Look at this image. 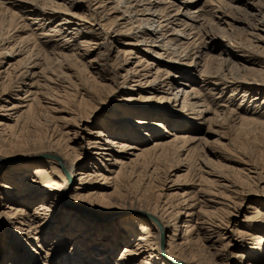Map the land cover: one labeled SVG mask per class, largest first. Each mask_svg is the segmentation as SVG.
Returning <instances> with one entry per match:
<instances>
[{
  "label": "bare ground",
  "instance_id": "6f19581e",
  "mask_svg": "<svg viewBox=\"0 0 264 264\" xmlns=\"http://www.w3.org/2000/svg\"><path fill=\"white\" fill-rule=\"evenodd\" d=\"M20 1L22 5H18V0H0L4 9V24H0V65L8 61L7 67L0 70V80H6L0 101L9 103L0 105V172L9 168L7 175L16 191L10 194L9 189L13 188L4 187L8 190L5 199L11 203H7L8 210L2 212L7 223L0 264H101L100 261L114 255L116 246L110 248L108 242L120 234L124 245L115 264H232L233 261V264H262L264 203L259 201V205L249 206L251 211L241 225L232 227L226 220L228 216L222 215L230 208L241 207L252 192L222 174L205 155L197 157L202 165L196 168H201L199 173L194 172V166L182 162L190 158L191 144L201 141L189 135L191 119L223 126L222 122L227 119L235 121L242 117L241 112L257 113L264 118L262 104L256 103L250 110L253 100L258 99L257 94H263L264 104V49L257 44L233 42L231 36L247 25L248 38L264 40V0H256L259 7L254 0H246L247 6L258 9L257 13L239 6L240 2L235 0H204V5L195 7L191 3L196 0H184L183 13L181 4L174 12L169 10L167 0H67L68 7H62L57 0ZM81 1H87V11L77 13L73 9L79 7ZM93 1L100 2L97 6L102 10L99 12H121L110 32L116 39L124 35L121 44L127 47L116 46L113 55L106 37L101 36L100 23L89 21L92 13L98 12L92 9ZM5 3L26 9V18L38 24L40 34L36 31L19 33L28 26L19 22L24 14ZM205 5L210 6L207 15L203 10ZM178 13L184 17L180 18ZM56 14L57 19L53 18ZM45 21L50 22L47 29ZM201 28L209 39L197 42L195 32H191L198 33ZM220 34L225 35L227 41L219 56H209L206 47H212ZM54 36H59L57 39L61 42L55 41ZM49 46L50 51L59 50L52 52V58L48 55ZM204 47L207 53L202 55L199 73L205 85L213 87L207 93L221 85L223 88L231 86L228 96L213 102L212 109L199 90L185 88L190 87L188 78L183 77L180 85L173 89L176 78L184 73L176 75L172 70L178 68V64L196 69L200 61L195 57L199 58ZM95 49L97 52L92 56ZM144 52L153 60L146 58ZM78 57H84L85 62L81 64ZM154 59L160 63L153 64ZM71 63L74 66L71 67ZM81 65L96 68L100 80L86 88V102L79 100L81 108L65 111L71 115L70 120L76 119L78 123L74 132L80 149L77 150L64 140L62 132L57 133L51 113L65 110H58L54 105L59 104L58 97L69 94L73 85L70 76L85 69H81ZM153 66L156 68L152 72ZM108 67L116 70L101 73ZM72 68L73 74H67L65 69ZM233 70L240 75H235L240 77L237 81L229 80L228 74L232 77ZM49 72L51 74H47ZM3 82L0 81V85ZM116 83L121 84V94L112 98ZM22 90L25 94L18 96ZM223 92L216 98L222 97ZM103 102L109 104L105 107ZM109 109L114 110L113 116L108 115ZM91 112L98 115L96 122L92 127L84 126L83 121L89 119ZM102 112L105 114L100 117ZM177 112L181 113L176 119L174 113ZM207 113L212 114L206 117ZM36 118L43 119L48 126L45 133H40L35 126L27 130ZM259 123L264 125V121ZM181 128L188 131H179ZM12 129L21 133L11 137ZM150 137H153L151 143L143 145ZM25 146L33 148L19 150ZM43 152L47 155H41ZM88 156L97 161L100 158L99 163L85 161ZM221 156L234 161L240 170L258 174L249 160ZM174 157L181 158L180 165L174 168L186 166L185 173L181 174L185 180L180 191L163 193L161 189L141 187L139 195L121 202L114 201L118 198L114 193L98 192L111 184H115V188L119 184L127 185L131 177L140 173L148 176L153 160L159 162ZM188 172L190 181H186ZM181 176L168 179L164 175L158 186H165L166 191L174 189L178 181H183L179 179ZM204 182H211L214 187L205 188ZM258 182L260 192L264 191L261 186L264 175L259 174ZM234 195L240 204L231 200ZM16 199L20 204H16ZM12 202L16 206L11 205ZM32 203L36 204L30 211L27 205ZM1 220L0 217V223ZM58 222H62L61 236L54 237L52 227ZM2 239L0 234V241ZM90 252L87 263H83Z\"/></svg>",
  "mask_w": 264,
  "mask_h": 264
},
{
  "label": "rangeland",
  "instance_id": "374dc122",
  "mask_svg": "<svg viewBox=\"0 0 264 264\" xmlns=\"http://www.w3.org/2000/svg\"><path fill=\"white\" fill-rule=\"evenodd\" d=\"M106 1H105V3H108L109 6L113 5V3L106 2ZM183 1L184 0H169V1L167 0L166 1L167 3H165V4H168V9L171 10L172 12H174L176 10L175 8L178 6V4H181L180 11H182V13H183L185 10V3ZM228 1L229 0H225V2H228ZM231 1L232 0H230V2ZM250 1H252V0H250ZM18 2H20L18 5L23 4V1L21 2L20 0H18ZM57 2L60 3L62 5V7H68L67 0H65V1L64 0H57ZM203 2H204V0H196V1L192 2L191 5L194 7L204 5ZM234 2H236V3L240 2V3H238L239 6L247 7V9H250L251 12H253V13L258 12L257 8H251V6H249V5H248L249 6L248 7L246 4V0H235ZM253 2L256 3V5H255L256 7H259V5L257 3L259 1L256 2V0H254ZM92 3H93V5H91L92 9H94L98 12L100 10H102L101 7L97 6L100 2L95 3V1H93ZM1 4L2 3H0V21H1L0 24L2 25V24H4L3 23L4 9H3V4L2 5ZM6 5L10 6L11 4L7 3ZM86 5H87V1H81V5L79 7L74 8L73 10L77 13H82V12L84 13V11L85 12L87 11ZM209 7L210 6H207V5L204 6L203 10H205L204 13L206 15L208 12L207 9ZM10 8L11 9L15 8V10H17L19 12V14L25 15V16L21 15L22 18L19 19V22H25L26 24H28V26H26L25 28L21 27L23 30H20L19 33L28 34V33H31L33 31H36V33H39V31L41 32L40 28H36L38 26V24L36 22L32 23L31 19L26 18L28 15L27 14L28 12L26 11V9L22 8L21 6L16 7V6H12V5ZM23 12H25V13H23ZM98 12H93L91 19H89V21L92 20V22L94 21V22L100 23V29H102L101 30L102 31L101 36L106 37L108 45L111 46L110 52L112 53V55L115 54L116 48L118 46L120 48H126L127 47L126 45L121 44L125 38L124 35H119L116 39V38H113L111 36L112 32H110L111 31L110 27H112L113 25L115 27V23L118 21L117 17L120 16L121 12L120 11H112V13H110V11L109 12L104 11V12H99V13ZM241 13H243L242 10H241ZM58 14H63V13H58ZM217 14H219V13L217 12ZM29 15L33 16L31 14H29ZM178 15H180V18L184 17L183 15L181 16V14H179V13H178ZM60 16H62V15H60ZM56 17L58 18L59 15L56 14L53 16V18H56ZM248 18H250V17L248 16ZM248 21L250 23L253 20H247L246 22H248ZM48 23L50 24V22L45 21V26H46L45 29L49 28ZM86 24H88V23H86ZM241 25H243V24H241ZM97 26H99V25H96V27ZM1 30H2V27H1ZM193 30H196V28L194 27ZM98 31H100V30H98ZM248 31H250V29L247 27V25L242 26L241 29H238V31L236 30V32H234L231 35L232 39L234 40L233 42L237 41V42H240L241 44H245V45L248 44L250 46L253 44H257V45H260L262 49H264V40L254 41V40L250 39L251 37L248 38L249 37ZM194 32H195L194 36L196 37L195 39L197 40V42H201V41L203 42L202 39H204V40L209 39L207 37V35H205L203 28H201V30L198 33L196 31H193V32H191V34H193ZM170 35H172V34H170ZM220 35L222 36V34H220ZM220 35H217L215 42H213V44H212V47H206L209 56H213V57L219 56V53L222 50L223 43H225L227 41V38L225 35H223L222 37ZM54 38L56 39L55 41H58L59 43L61 42V40H59L60 39L59 36H54ZM57 38H59V39H57ZM250 40H251V42H250ZM71 42H73V40ZM69 44H67V45H69ZM200 47H202V46H200ZM48 49H49L48 51H50L51 47L49 46ZM65 50H67V49H65ZM204 50H206L205 47L202 50V53H200L199 58L195 57L196 60L200 61L199 62L200 65L196 69H192V66H184L183 64H180V65L178 64V65H176L178 68H176V69L174 68V70H172L176 75H179L181 72H183L185 74V75L181 74L180 75L181 77L176 78V82L173 85V87H174L173 89H175L176 86L178 87L180 85L179 82H180V80H183L182 79L183 77L188 78L186 80L190 84V87H185V88H187V90H190V88H193L195 90H199L201 93V97L204 98L205 103L208 104L212 109L215 107L213 102H217L218 100H222L228 96L227 91L229 89H231V86L228 88H223L224 86L221 85L219 88L211 89L212 92L210 91V93L209 92L207 93L209 88H213V87H211V85H205L206 83L202 81L204 79V77H202L201 74L199 73L200 72L199 69H201V64L203 63L202 62V57H203L202 55L207 53V52H204ZM54 51H59V50L55 49ZM54 51H50L48 53L49 57L52 58V56H53L52 52H54ZM65 52H68V51H65ZM96 52H97V49L93 50L91 55L94 56V54ZM144 53H142V54H144ZM222 54H223L222 56H224V54L226 56V53H222ZM144 56L146 58H149V57L151 58V56L147 55L146 53L144 54ZM80 58L78 57V59L80 60L79 62L84 63L85 62L84 57H82L83 60ZM195 58H194V60H195ZM151 59L153 60V58H151ZM214 59H217V58H214ZM70 62H73V60H70ZM79 62H77V63H79ZM157 62H159V61L154 59L153 64H155ZM7 63H8V61L5 60L2 63V65H0V70L5 69L7 67ZM86 63H87V61H86ZM71 64H72L71 67L74 66L73 65L74 63H71ZM132 64H133V59H132V63L130 64V66ZM48 66H51V65L48 64ZM82 66L83 65H81L80 68ZM255 66H257V65H255ZM82 68H85V69H82ZM82 68H81L82 70H80L81 72L77 69L79 72L77 71L78 73H76V76H72V75L70 76V78L72 80L71 82L73 85L71 86L72 89H70L69 94L66 93V94H64V96L58 97L60 99L59 100L60 102L58 105L57 104L54 105V106H56V109H58V110L60 108L61 109L63 108L65 110H61V111L56 110V111H52V113H51L52 116H54L53 126L56 127L57 133L61 134V132H62V135H63L62 137H64V140L67 143H69L70 146H74L75 148L77 147L76 148L77 150H80V149H78L79 148L78 141L75 140V138H74V135H75L74 132H75V130H77L76 124H78V123H77L76 119L70 120L69 118L71 115H69V113L65 112V111H68V109H70V108H72V109H75L78 107L81 108L83 105L79 104V100H81L83 104L86 102V99H87L86 91H85L86 88L90 84H92L93 81L100 80V77L98 75L100 73L97 72L96 68H88V69L86 67H82ZM155 68H156V66L152 67V72L155 71ZM65 70H66L67 74H73L72 73L73 71L71 72V70H73V68L72 69H65ZM115 70H116L115 68L113 69L111 67L110 68L108 67L107 69H105L104 72H101V73H103V74L109 73V72L111 73ZM52 71H55V70H52ZM236 72H237V70H236ZM236 72H235V70L232 71V77H231L230 73L228 74V76L230 78L229 80L237 81L238 79H240L239 73L237 72V74H235ZM240 72L243 73V71H240ZM47 74H51V73L49 72ZM82 75L84 76V78H82ZM186 75H188L189 77H187ZM235 75H239V76H235ZM2 80H4V82L0 85V91H2L4 88H6L5 87L6 86V80L1 79L0 81H2ZM116 84L118 86L114 85L113 88H114V90H116V92L113 93L112 98H118L119 95L121 94V90L119 89V87H121L120 86L121 84H119V83H116ZM181 87H183V85ZM223 90H224V92L222 93L223 96L216 98L217 95L220 94ZM213 92H214V94H211ZM143 93L148 94L147 92L146 93L143 92ZM24 94H25L24 90H22L19 92L18 96H23ZM257 95H258V99L253 100L254 101L253 104H252V101L249 102L250 104H252V105H250L251 111L253 110V105H255L256 103L257 104L260 103V104H262V106H264V104L262 103V100H261L263 98V94L260 93ZM80 98H82V99H80ZM10 101L16 102L17 100L10 99ZM96 103L101 105V103H99V102H96ZM1 104L6 105L9 103L5 102V101L4 102L0 101V105ZM108 104H109V102H103V106H105V107ZM112 107H113L112 105L109 106L110 109H112ZM110 109L108 111V112H110L108 115L113 116L114 110H110ZM180 113H178V112L174 113L176 116V119H177V115H180ZM43 114H44V117H46V115H45L46 113L44 112ZM100 114H101L100 115V117H101L105 113L102 112ZM211 114L212 113H207L206 117L211 116ZM97 116L98 115L94 116L93 113L91 112L89 119L86 121H83L84 126H85V124H88L89 126L92 127L94 125L93 123L96 122L95 120H96ZM241 116L242 117H237L235 121H231L230 119L223 121L222 122L223 126H218L215 124H209V123L202 121L200 119H197V118L191 119L189 124H190L192 129L190 130L189 135H191L192 137L195 136V138L201 139V141L198 140L199 143L195 142L194 144L193 143L191 144V149H192L191 156L188 160H185L186 161L185 163L182 162L184 165H186V166L192 165L196 169L197 167H202V165H201V163H199V160L197 159V157L199 158V156L205 155L213 162V164H215V166L217 168H220L219 170L222 174H224L225 176H227V177L231 178L232 180H234L235 182H237L238 185L241 188H243L244 190L252 192L251 194H249L250 195L249 199L244 201L243 205L241 207H235V209L230 208V210H227V212L226 211L224 212L225 215L224 214L222 215L223 217L228 216L226 218H229V219H226V218H224V219L230 221L229 225L232 227L234 226V224L241 225L242 220L244 219L245 215L251 211V208H249V206L259 205V203H258L259 201H262L264 203V200L262 198V197H264V194H263L264 191L260 192V190H259L260 187L258 186L259 174L264 175V171L263 170L261 171V169L264 168V125H261V123H259L261 121H264V118L258 117L257 113L253 114L250 112H248V113L241 112ZM199 122H202V123H199ZM198 125L200 126L199 129L197 128ZM33 126L39 128L38 131L40 133H42V132L45 133L46 129L48 127V126H46L45 121L43 119H39V118H36L32 123H30L28 126L29 128L27 130L31 129ZM187 129L181 128L179 131H185ZM20 133L21 132H19L18 130L12 129L11 137H13V135H19ZM219 134L225 135L227 138L221 137ZM151 139H153V137L147 138L146 141L143 143V145H149L151 143ZM133 142L137 143L136 141H133ZM28 148H33V147L25 146V147L19 148V150H24V149H28ZM35 150H37V148H35ZM45 154L47 155V153L43 152L41 155L46 156ZM221 154L226 155V156L231 157V158H234V159L249 160L256 167V170H257L256 172H258V174L247 173V171H245V170H240V168L237 167V165L234 163V161H232L230 159L223 158L221 156ZM83 157L84 156H81V159H83ZM100 157L105 158V156H100ZM89 158L90 157L88 156L85 159V161H91L93 164L99 163L100 158H98V161L95 159H91V158L89 159ZM24 159H27V158H24ZM180 160H181V158H177V157H174L171 160L161 159V160H159V162H157L156 160H153V167L149 171H147L148 176H146L145 173H140V174L135 175L134 177H131V179L127 182V185L121 186L119 184L115 188V184H114V186H112L113 184H111V186H108V188H106L104 190H98V192H101V191L106 192L105 194H107V195L114 193L115 194L114 196L118 197L114 201L115 202H121V201L127 200L130 197L139 195L141 187L149 189V190H155V191L161 189L163 191V193L164 192H166V193L173 192L174 193L176 191H180L182 186H183L182 183L185 180L184 177L181 176V174L185 173V171H186V166H180L179 168H174L176 165H180V163H181ZM195 163H198V164L195 166ZM90 169L93 170L95 168L90 167ZM200 169L201 168H198L194 172L199 173ZM8 170H9V168L7 170L4 169L0 172V191H1V193H0V217L2 219L1 223H0L1 239H2V236L4 235V233L6 231V223H7L6 215L2 212L8 210L6 208L7 207L6 204L11 203L10 201L6 200L8 190H6L4 187L8 186V187L13 188L11 185L13 182L10 181V179H9L10 176L7 175ZM30 174L32 175V173H30ZM164 175H166V177H168V179H174L177 175H180L181 177L179 179L180 180L183 179V181H178L179 184H177L176 188L169 189L166 191V190H164L165 186L164 187L160 186V185L158 186V184H161V180H162ZM248 176H251V177L249 178ZM190 179H191V175L188 172V175L186 177V181H190ZM171 183H169V185H171ZM203 186L205 188H210V189H212L214 187L213 183H211V182H204ZM261 186H264V183ZM263 189H264V187H263ZM9 191L11 192L10 194H16V191L14 190V188L9 189ZM109 192H111V193H109ZM231 200L234 203L239 202V204H240V201H238L239 199H237L235 197V195L233 196V198ZM15 202H16V204H18L19 203L18 199H16ZM15 202H12L11 205L16 206ZM28 202H29V200H28ZM35 204L36 203H32L30 205H27V206H29L30 211H32L34 209ZM231 204L233 205V203H231ZM23 206H25V205H23ZM82 206H84V204H82ZM84 207L92 208L91 206H84ZM121 208H122V205L120 206V209ZM127 211H129V210H127ZM229 212L231 214H228ZM61 224H62V222H58L55 225H53L51 232L54 233V235H53L54 237L57 236V234L58 235L60 234V236H61V232H59V230H60L59 226ZM66 230H68V229H66ZM74 234H76L75 231H74ZM62 235H63V233H62ZM123 241H124V238H123V235H121V234H120V236L112 237V239L108 242V244H109L110 248L112 246H116V250L114 252V255L111 256L110 258H107L106 260L100 261V263L101 264H115V260L119 256V253L121 252L122 247L124 245ZM1 243H3V239L0 241V245H1ZM2 248L3 247L1 245L0 246V253H1ZM42 251H43V249H42ZM236 251L237 250H235L234 252H236ZM42 254H44V252H42ZM89 254L91 256V252L85 255V257L83 258V263H87V260L89 258ZM96 257H98V255H96ZM62 259H63V257H62ZM11 260L12 259L10 258V261ZM96 261H99V260H96ZM12 262H13V260H12ZM60 263H57V264H60ZM221 263H223V262H221ZM233 263H235V261H233L232 264ZM243 264H245V263H243ZM262 264H264V257L262 259Z\"/></svg>",
  "mask_w": 264,
  "mask_h": 264
}]
</instances>
